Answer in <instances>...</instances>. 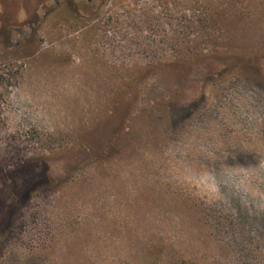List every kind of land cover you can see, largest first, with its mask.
I'll list each match as a JSON object with an SVG mask.
<instances>
[{"label": "rangeland", "instance_id": "374dc122", "mask_svg": "<svg viewBox=\"0 0 264 264\" xmlns=\"http://www.w3.org/2000/svg\"><path fill=\"white\" fill-rule=\"evenodd\" d=\"M2 69L0 264H264V0H0Z\"/></svg>", "mask_w": 264, "mask_h": 264}, {"label": "trees", "instance_id": "16d2710c", "mask_svg": "<svg viewBox=\"0 0 264 264\" xmlns=\"http://www.w3.org/2000/svg\"><path fill=\"white\" fill-rule=\"evenodd\" d=\"M5 69L0 70V99L3 97V88L6 85H9V79L13 76L11 73V69ZM1 105V103H0Z\"/></svg>", "mask_w": 264, "mask_h": 264}, {"label": "flooded vegetation", "instance_id": "af4514ba", "mask_svg": "<svg viewBox=\"0 0 264 264\" xmlns=\"http://www.w3.org/2000/svg\"><path fill=\"white\" fill-rule=\"evenodd\" d=\"M55 1V0H54ZM65 1H68V0H65Z\"/></svg>", "mask_w": 264, "mask_h": 264}]
</instances>
